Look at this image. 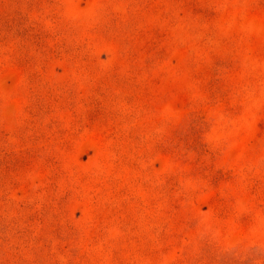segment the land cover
Masks as SVG:
<instances>
[{"label": "rangeland", "instance_id": "374dc122", "mask_svg": "<svg viewBox=\"0 0 264 264\" xmlns=\"http://www.w3.org/2000/svg\"><path fill=\"white\" fill-rule=\"evenodd\" d=\"M0 264H264V0H0Z\"/></svg>", "mask_w": 264, "mask_h": 264}]
</instances>
